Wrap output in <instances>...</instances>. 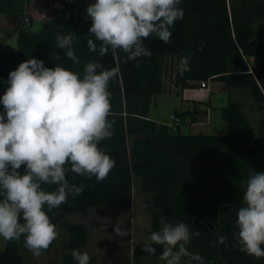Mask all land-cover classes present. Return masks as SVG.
Here are the masks:
<instances>
[{
  "label": "trees",
  "instance_id": "obj_1",
  "mask_svg": "<svg viewBox=\"0 0 264 264\" xmlns=\"http://www.w3.org/2000/svg\"><path fill=\"white\" fill-rule=\"evenodd\" d=\"M62 5L61 17L50 19L40 30L19 33L17 52H0V97L8 87L10 71L31 57L44 61L45 67L60 64L77 73L83 72L86 63L99 60L118 73L109 86L114 135L98 145L115 166L103 182L66 172L70 184H83L85 190L75 199L69 195L66 204L47 213L55 227L59 225L69 234L62 245V264H75L71 251L88 239L87 226L68 220L66 214L73 211L87 216L93 206L130 208L134 177L140 179L143 191L152 194L145 202L152 213L149 234L160 229L162 217L172 223H189L201 235L192 237L188 251L198 253L204 264H264V257L241 252L234 235L244 182L254 171L264 172V120L259 131H254L238 99L221 108L226 129L220 134H185L179 124L169 127L149 119L153 95L165 89L180 92L207 80L247 89L264 107V0H181L184 16L170 29V43L152 35L144 40L151 56L127 63L123 52L116 57L111 52L104 57L89 52L87 39L95 37L88 34L91 20L85 18L86 9ZM24 10V0H0V13ZM57 33L77 36L74 50L79 65L64 58V50L57 48ZM168 55L180 61L190 57L189 71L181 64L171 72V87L164 82ZM3 111L0 104V113ZM174 114L182 118L185 111L176 108ZM43 188L51 192L56 186ZM218 235L227 237V246L217 242ZM54 243L44 252H50ZM153 246L156 252L151 255L160 257L162 246ZM22 251H29L23 237L7 241L0 250V264H29ZM186 259L182 258V264ZM89 264H96L95 256Z\"/></svg>",
  "mask_w": 264,
  "mask_h": 264
},
{
  "label": "clouds",
  "instance_id": "obj_2",
  "mask_svg": "<svg viewBox=\"0 0 264 264\" xmlns=\"http://www.w3.org/2000/svg\"><path fill=\"white\" fill-rule=\"evenodd\" d=\"M181 0H95L86 8L91 20L87 39L89 52L116 57L123 52L124 62L151 56L144 40L155 35L170 43L175 22L182 20ZM56 46L74 65L80 59L74 50L77 36L57 33ZM60 58L59 55H57ZM190 57L181 60L189 71ZM136 67H140L137 63ZM115 70L105 68L99 60L84 65L77 73L56 64L45 67L44 61L31 57L10 71L0 104V238L19 241L34 256L49 248L58 232L48 212L81 195L85 186L70 184L66 172L103 182L115 161L98 145L113 135L115 121L110 102V83ZM66 165L68 166L66 168ZM243 206L237 211L235 238L239 250L255 258L264 257V172L254 171L246 180ZM43 185H55L45 191ZM47 209V211L45 210ZM158 231L149 234L143 251L159 257L165 264H204L197 253L188 251L193 236L185 222L172 223L162 217ZM119 236L125 233L118 227ZM217 242L227 246V237ZM215 246V245H213ZM75 264H89L87 252L73 249Z\"/></svg>",
  "mask_w": 264,
  "mask_h": 264
},
{
  "label": "rangeland",
  "instance_id": "obj_3",
  "mask_svg": "<svg viewBox=\"0 0 264 264\" xmlns=\"http://www.w3.org/2000/svg\"><path fill=\"white\" fill-rule=\"evenodd\" d=\"M95 1L80 0L75 10L86 9L88 4ZM44 27L43 22L35 21L32 24L33 30L37 31ZM17 48V45H16ZM168 70H166L164 82L166 87H171V72L177 65L176 60H170ZM170 66V67H169ZM212 91L200 83L188 85L178 92L165 89L162 93L152 96L149 116L154 120L168 125L174 123L177 115L174 110L179 108L184 110L183 121L178 125L183 133L189 132L192 116L195 111L201 118H206L207 110L213 118V124L216 126L213 130L220 128V122H225L221 114V108L226 106L230 100L238 99L244 113L249 117L254 131H259L261 121L264 120V107L253 100L249 91L243 88H230L223 83L209 81ZM202 120V119H201ZM217 120V121H216ZM226 124V122L224 123ZM142 197H138V192L133 194V206L131 209L125 207L113 206H93L90 208L87 216L74 212L67 216L68 220L80 222L87 226L90 240L87 244L78 248L81 252H87L90 256L96 257V264H165L159 257L143 251L144 236L149 219L142 204ZM140 210L142 223L139 224ZM151 216V215H150ZM116 227L120 228L125 235L116 234ZM138 227L135 234L136 247L133 249L132 242H129L132 232ZM58 236L50 252L42 251L39 257L34 256L30 251H22V257L29 264H62V245L69 240L68 232L61 226L57 227ZM148 237V236H147ZM7 241L0 238V250L4 249ZM139 246L142 250L139 255L135 254V249Z\"/></svg>",
  "mask_w": 264,
  "mask_h": 264
},
{
  "label": "crops",
  "instance_id": "obj_4",
  "mask_svg": "<svg viewBox=\"0 0 264 264\" xmlns=\"http://www.w3.org/2000/svg\"><path fill=\"white\" fill-rule=\"evenodd\" d=\"M24 1H25V10L23 12L0 13V52L11 53V54L17 52V48H16L17 37H18L19 33L24 30V29L19 27V22H20L23 15H25L27 13L30 14L31 17L33 18L32 24L35 21H37V22H43L44 25L47 24V22L50 19L55 18V16H56V12L54 10H52L53 9L52 4H53L54 0H24ZM87 1H95V0H87ZM29 29L33 30L32 25ZM176 59H177L176 67L179 69L181 67L180 59H178L177 56L168 55L167 60H166L165 70H168V64L171 63L170 60H176ZM215 82H217V84H221V82H218V81H215ZM207 88L210 91H212V87H211L210 83H209V87H207ZM182 111H184V110H182ZM208 112H209V110H207V114L205 115L206 118H201L202 116L200 117L199 113H197L195 111V113H194L195 119H193V116H192L191 123L189 124L190 130H189V132H186L185 134H220V133L224 132V130L226 129V124H224L225 122H222V123L220 122V124H221L220 128L216 131L213 130L214 128H216V126H211L213 124V118L211 117V115ZM149 119L154 120L150 116H149ZM154 121L159 122L158 120H154ZM136 191L138 192L139 200H140V197L143 198L142 204L144 206L145 212L147 213L148 219H149V223H148V226H146V231H145L146 233H145L144 240H143L144 241L143 243L145 245V244L151 243L148 240L147 236H149V230L152 226V213L146 207L145 202H146V200H150L152 198V194L149 192L143 191L141 189L140 179L137 177H134L132 200H133V194ZM132 206H133V201H132ZM132 206L129 209H131ZM72 213H74V212L73 211L68 212L66 214V218H67V216H70ZM139 218H140V221H139V224H140V223H142V221H141V219H142L141 210H140ZM58 226L59 225L56 226V230H57ZM138 231L139 230L137 227L136 230H134L132 232V236L131 237L128 236V238H131V240L129 242H132L133 249L136 247L137 242H135V234ZM90 237H91V235L89 234V231H88V239H87L86 244L90 240ZM55 242H56V239H55ZM141 250L142 249L139 246H137V248L135 249V251H136L135 254L139 255L141 253Z\"/></svg>",
  "mask_w": 264,
  "mask_h": 264
},
{
  "label": "built area",
  "instance_id": "obj_5",
  "mask_svg": "<svg viewBox=\"0 0 264 264\" xmlns=\"http://www.w3.org/2000/svg\"><path fill=\"white\" fill-rule=\"evenodd\" d=\"M80 0H54L53 1V9L56 12V16L55 18H59L63 15V8H62V4L63 2L67 3L69 6H72L73 4L76 6V4L79 2ZM33 22V18L31 17L30 14H25L22 16L20 22H19V27L26 30L29 29L32 25ZM209 81H202L201 85L205 86V87H209ZM182 121V118L177 116L174 120V123L171 125V127H175L176 125L180 124Z\"/></svg>",
  "mask_w": 264,
  "mask_h": 264
}]
</instances>
